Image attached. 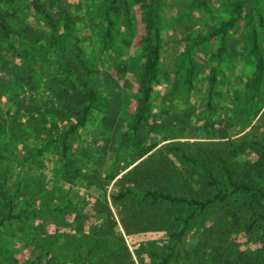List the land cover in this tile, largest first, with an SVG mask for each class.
<instances>
[{
    "label": "rangeland",
    "instance_id": "1",
    "mask_svg": "<svg viewBox=\"0 0 264 264\" xmlns=\"http://www.w3.org/2000/svg\"><path fill=\"white\" fill-rule=\"evenodd\" d=\"M256 258L264 0H0V264Z\"/></svg>",
    "mask_w": 264,
    "mask_h": 264
},
{
    "label": "trees",
    "instance_id": "2",
    "mask_svg": "<svg viewBox=\"0 0 264 264\" xmlns=\"http://www.w3.org/2000/svg\"><path fill=\"white\" fill-rule=\"evenodd\" d=\"M156 2L159 3L160 0H156ZM256 50H257V48H256ZM255 52H257V51H255ZM158 61H159V54H158L157 48L153 47V51L150 52L147 56V62L145 64V71L143 74V79L141 80L142 92H143V97L141 98V100L144 104L149 103V100H150L151 95H152V91H153L152 84H153V81L155 80V78L157 76ZM237 188L245 189V190L250 189L249 187H247V185L245 187L243 185H238ZM128 194H129V192H124L120 195L119 198H124V197L128 196ZM148 194L151 196V198L153 200H159V199L171 200V201L178 200L175 197H172L171 195H163L160 193H153V192H148ZM259 198L261 199L262 195H260ZM252 264H264V258H261V259L256 258V261L252 262Z\"/></svg>",
    "mask_w": 264,
    "mask_h": 264
}]
</instances>
